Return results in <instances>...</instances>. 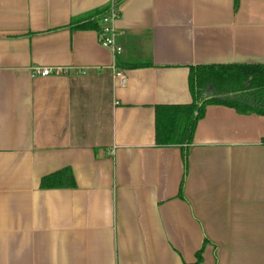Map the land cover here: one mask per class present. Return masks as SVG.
<instances>
[{
	"label": "crops",
	"instance_id": "1",
	"mask_svg": "<svg viewBox=\"0 0 264 264\" xmlns=\"http://www.w3.org/2000/svg\"><path fill=\"white\" fill-rule=\"evenodd\" d=\"M113 1L0 0V264H264V115L208 105L189 145L156 141L191 66L264 63V0H124L117 59L70 27Z\"/></svg>",
	"mask_w": 264,
	"mask_h": 264
},
{
	"label": "trees",
	"instance_id": "2",
	"mask_svg": "<svg viewBox=\"0 0 264 264\" xmlns=\"http://www.w3.org/2000/svg\"><path fill=\"white\" fill-rule=\"evenodd\" d=\"M124 0H116L120 6ZM112 3L83 16L72 18L70 27L75 29L102 30V18ZM239 0H235V9ZM190 85L193 101L187 104H166L157 107L156 141L160 146L189 145L198 121L208 105H223L241 114L264 115V63L198 64L190 68ZM185 163L188 152L184 154ZM43 187H69L75 181L70 169H64L43 178ZM202 260L201 251L196 262Z\"/></svg>",
	"mask_w": 264,
	"mask_h": 264
},
{
	"label": "built area",
	"instance_id": "3",
	"mask_svg": "<svg viewBox=\"0 0 264 264\" xmlns=\"http://www.w3.org/2000/svg\"><path fill=\"white\" fill-rule=\"evenodd\" d=\"M118 7L119 6L115 4L114 0L112 2L111 9L102 18V30L99 32V42L101 45L112 50L115 59H117L118 55L122 52V46L119 45L116 40L117 32L112 26V22L120 16ZM112 68L119 85L125 86L128 80L126 72L119 68V66L116 64V61L113 63ZM68 71V68H51L42 66H33L31 68V74L33 77L61 75L68 73Z\"/></svg>",
	"mask_w": 264,
	"mask_h": 264
},
{
	"label": "rangeland",
	"instance_id": "4",
	"mask_svg": "<svg viewBox=\"0 0 264 264\" xmlns=\"http://www.w3.org/2000/svg\"><path fill=\"white\" fill-rule=\"evenodd\" d=\"M116 1V0H115Z\"/></svg>",
	"mask_w": 264,
	"mask_h": 264
}]
</instances>
